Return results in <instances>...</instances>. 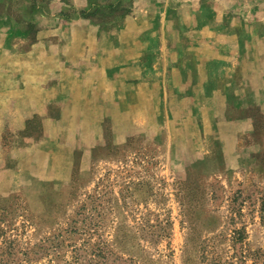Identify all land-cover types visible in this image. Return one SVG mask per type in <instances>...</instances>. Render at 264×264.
<instances>
[{"label":"rangeland","instance_id":"obj_1","mask_svg":"<svg viewBox=\"0 0 264 264\" xmlns=\"http://www.w3.org/2000/svg\"><path fill=\"white\" fill-rule=\"evenodd\" d=\"M0 264H264V0H0Z\"/></svg>","mask_w":264,"mask_h":264}]
</instances>
